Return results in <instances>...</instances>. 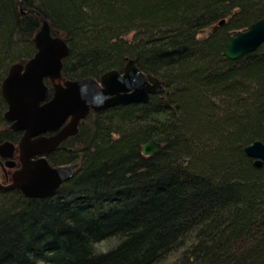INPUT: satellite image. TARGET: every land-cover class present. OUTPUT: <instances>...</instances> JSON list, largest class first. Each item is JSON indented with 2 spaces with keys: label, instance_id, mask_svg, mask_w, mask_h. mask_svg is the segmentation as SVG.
Wrapping results in <instances>:
<instances>
[{
  "label": "trees",
  "instance_id": "16d2710c",
  "mask_svg": "<svg viewBox=\"0 0 264 264\" xmlns=\"http://www.w3.org/2000/svg\"><path fill=\"white\" fill-rule=\"evenodd\" d=\"M261 17L264 0H0V126L2 81L43 18L69 45L62 75L133 59L163 85L91 111L49 153L73 167L55 194L0 192V264H264V161L244 151L264 141V41L223 54Z\"/></svg>",
  "mask_w": 264,
  "mask_h": 264
},
{
  "label": "water",
  "instance_id": "95a60500",
  "mask_svg": "<svg viewBox=\"0 0 264 264\" xmlns=\"http://www.w3.org/2000/svg\"><path fill=\"white\" fill-rule=\"evenodd\" d=\"M263 41L264 17H261L229 36L223 54L236 58L255 50ZM34 42L33 56L24 64L13 63L2 81L1 91L8 104L4 117L12 121V128L25 132L20 142L22 165L13 173L10 184L0 186L16 187L27 197H45L59 190L72 176L73 168L68 164L52 166L45 156L31 159L32 155L46 153L66 135L74 134L77 121L90 109L98 111L117 103L146 101L151 93L161 91L163 85L156 75L146 74L129 59L122 71L110 69L99 79L87 76L67 80L64 86L57 84L53 96L44 101L48 94L44 77H60L62 58L69 52V45L65 36L51 33L44 18ZM68 116L71 120L61 132L51 138L31 139L41 131L56 129ZM160 147L161 142L149 139L141 150L143 154H152ZM244 151L256 166L264 161V141H252L245 145Z\"/></svg>",
  "mask_w": 264,
  "mask_h": 264
},
{
  "label": "flooded vegetation",
  "instance_id": "af4514ba",
  "mask_svg": "<svg viewBox=\"0 0 264 264\" xmlns=\"http://www.w3.org/2000/svg\"><path fill=\"white\" fill-rule=\"evenodd\" d=\"M81 78H84V77L70 78L65 75H62V73L60 74V77H57L55 79H51L48 76L44 77V82L48 87V94H47V97L44 99V101L50 99L53 96L54 91H55V85L60 84L64 86L65 81L67 80H76V79H81ZM91 111H96V110L90 109L84 117L80 118L77 121V131L74 134L66 135V137L61 139L59 143L55 145L52 149H50L48 152L34 154L31 156V159H36L40 156H45L48 162L50 163L48 159L49 153L55 150L56 148L66 147L68 144V140L72 138L73 135H75L78 132L81 122L86 118V116ZM70 120H71V116H68L56 129L41 131L35 135H32L31 139L36 141L38 138H42V137L51 138L52 136L56 135L58 132H61L62 130H64L67 127V124L69 123ZM11 125H12V121H8L5 119L4 125L0 126V184L1 185L10 184L13 181L12 180L13 173L17 171L18 169H20L22 165L20 142H21L22 137L24 136L25 130L24 129H14L12 128ZM51 165L56 166L53 164ZM59 165H63V164H59ZM13 189L20 190L16 187L4 188L3 186L2 187L0 186V192L1 191L7 192Z\"/></svg>",
  "mask_w": 264,
  "mask_h": 264
},
{
  "label": "rangeland",
  "instance_id": "374dc122",
  "mask_svg": "<svg viewBox=\"0 0 264 264\" xmlns=\"http://www.w3.org/2000/svg\"><path fill=\"white\" fill-rule=\"evenodd\" d=\"M211 28L210 27H207L205 28L203 31H202V35L206 34Z\"/></svg>",
  "mask_w": 264,
  "mask_h": 264
},
{
  "label": "bare ground",
  "instance_id": "6f19581e",
  "mask_svg": "<svg viewBox=\"0 0 264 264\" xmlns=\"http://www.w3.org/2000/svg\"><path fill=\"white\" fill-rule=\"evenodd\" d=\"M224 22V21H223ZM62 143V142H61Z\"/></svg>",
  "mask_w": 264,
  "mask_h": 264
}]
</instances>
